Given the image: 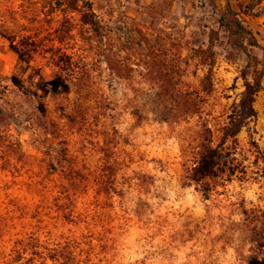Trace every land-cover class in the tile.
I'll list each match as a JSON object with an SVG mask.
<instances>
[{
    "label": "rangeland",
    "instance_id": "1",
    "mask_svg": "<svg viewBox=\"0 0 264 264\" xmlns=\"http://www.w3.org/2000/svg\"><path fill=\"white\" fill-rule=\"evenodd\" d=\"M81 1L0 0V104L18 105L2 126L23 153L0 159V264H264V51L238 50L220 23L237 13L264 47V0H87L96 32ZM84 71L104 105L88 103L90 123H66L70 79ZM255 79L253 115L224 144L220 169L191 180ZM39 107L54 133L36 127ZM48 144L85 179L69 199ZM107 173L108 194L95 184Z\"/></svg>",
    "mask_w": 264,
    "mask_h": 264
},
{
    "label": "trees",
    "instance_id": "2",
    "mask_svg": "<svg viewBox=\"0 0 264 264\" xmlns=\"http://www.w3.org/2000/svg\"><path fill=\"white\" fill-rule=\"evenodd\" d=\"M76 3L79 2V0H72ZM58 2V1H57ZM82 7L87 6V10L90 12H86L83 14V23L86 25H89L91 29L96 32L98 31L99 25L97 21L94 19V13L91 11V5L87 0H82ZM57 7H61L60 3H57L55 5ZM53 8V7H52ZM220 23L224 25L228 32H229V40L230 42L240 51H243L244 53H247V47L246 44L256 46L264 51V47L260 45V43L257 41V39L252 35V32L249 28L245 27L242 22L238 19V14L235 12L230 13H223L220 17ZM211 31V35H212ZM212 37V36H211ZM210 37V38H211ZM13 46V45H12ZM206 52L211 54L210 52V46L206 49ZM212 56V55H210ZM213 58L210 60V67L213 64ZM66 66L68 68L72 67L70 63H66ZM209 67L207 74L203 78L202 84L203 89L205 91H210L212 86V80H211V68ZM70 71V70H69ZM84 71L82 73L81 77H71L70 81L73 82V84L76 87V101L70 105L69 110L63 109L62 112H60V116L62 119L66 120V123H73L75 119L78 117L82 124H84L86 121L90 123L89 118V111H88V103L90 101H94L95 104L102 106L104 105V98L103 96L99 95L98 93H95L91 86L93 84L91 77L83 76L87 73ZM85 73V74H84ZM3 77L0 75V82L2 81ZM6 80L10 81L11 85L9 88V92L12 93H18L23 89V84L18 80V78L15 75H12L11 77H6ZM48 84L51 87V91H56L59 80L58 79H52L48 82ZM260 88V82L258 79H255L254 84H247L244 96L241 98V110L240 115L238 118H231L229 121L224 123L220 129L221 136L220 141L218 144L214 147H212L208 143H204L201 147V153L196 160V162L193 164L192 168L190 169L191 172V180L193 181H200L203 179H207L210 177H213L216 175L217 171L220 169V163H221V157L223 156V146L228 140H234L236 138V135L242 125V120L245 118H248L253 115V109H252V103L254 101V94L259 91ZM0 101L1 97H0ZM17 107L18 105L9 104L8 107H4L0 104V148L3 151H0V159L6 164L11 163V159H14L13 156H18L15 160L16 162H20L23 153L19 149V143L15 140L13 141L10 136H8L4 132L5 123H7L8 119L13 117L17 114ZM46 111L47 109L44 107H39L36 109L35 113V122L36 127L39 129H42L45 133H54L56 131L57 125L56 123L50 119V117H46ZM96 117L94 116L93 119ZM92 119V120H93ZM242 119V120H241ZM3 125V126H2ZM2 126V127H1ZM98 130V129H97ZM98 132L102 133V137H105V132L98 130ZM211 132L208 130V133ZM104 147L103 150H107L108 142H103ZM44 154L46 158L49 160V166L52 168H55V162L62 164V168H65V170H68L66 173H64V177L66 178L67 182L66 184L62 185L63 193L66 196V198L70 197V195H76L77 189L79 188L77 183L80 184L81 182H85V179L79 176V173L73 171L74 163L73 159L67 156V153H61V151L57 150L55 146L52 144H48L45 147ZM12 155V156H11ZM64 163H67V165H64ZM13 167H16V164H12ZM66 166V167H65ZM106 170L109 171L110 168L106 167ZM108 176L106 180L102 177V179H97L96 183L98 186V191L103 190L106 192V194L109 193V190L111 188V182L110 173H107ZM81 178V180H80ZM68 196V197H67ZM69 199V198H68Z\"/></svg>",
    "mask_w": 264,
    "mask_h": 264
}]
</instances>
